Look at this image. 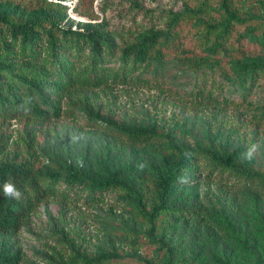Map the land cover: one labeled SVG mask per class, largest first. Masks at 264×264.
<instances>
[{"label":"rangeland","instance_id":"rangeland-1","mask_svg":"<svg viewBox=\"0 0 264 264\" xmlns=\"http://www.w3.org/2000/svg\"><path fill=\"white\" fill-rule=\"evenodd\" d=\"M0 12L12 23L37 22L41 30L98 29L112 44L99 64L110 73L99 86L81 82L88 50L56 42L42 53L47 62L27 67L23 73L31 74L22 80L21 59L0 53L17 76L1 78L2 86H16L0 90L6 99L0 100V157L55 176L49 196L18 233L0 234V243L18 252L17 264H264L261 182L200 151L223 148L264 177V74L246 97L236 92L240 66L264 63V0H0ZM228 12L248 22L228 27ZM169 27V40L154 48L170 65L165 76L154 69L114 78L124 46ZM224 30L229 40H242L239 51L223 48L213 69L176 64L213 58ZM4 34L0 28L1 40ZM26 80L42 81L46 102L34 101L45 115L22 97ZM127 128L150 135L139 140ZM252 144L260 147L245 159ZM184 153L189 163L150 233L143 213L157 203V174L164 160ZM70 175L84 180L70 184ZM108 175L127 182L139 202L123 189L90 190ZM113 253L121 258L97 260Z\"/></svg>","mask_w":264,"mask_h":264},{"label":"trees","instance_id":"trees-1","mask_svg":"<svg viewBox=\"0 0 264 264\" xmlns=\"http://www.w3.org/2000/svg\"><path fill=\"white\" fill-rule=\"evenodd\" d=\"M228 27L231 24H244L248 22V19H240L234 13H227ZM5 28V39H0V53L2 55H15L21 59L20 72L18 73L19 80H22L23 76L31 74V70L27 73L25 70L27 67H31L32 64L47 62V59H43L42 53L47 52L52 48L56 42L67 43V47L73 51H85L88 50V54L84 55V58L90 57L89 65L87 69L83 71L82 84H88L93 86H99L105 76L110 73V69L100 66V62L103 60L102 55L106 51L110 50L111 38L109 35L100 32L98 29L93 28H77L71 29V27L64 28L58 25H50L47 29L41 30L37 22H24V23H12L7 17L0 12V28ZM229 31V30H228ZM228 31L224 30L216 35L215 40L218 41L216 47L213 49L212 57L210 60L204 59L195 60L192 58L179 59L177 65L190 70H200L203 67L213 69L216 64V59L220 55V51L223 48L233 50L236 46V51L240 50L238 45L242 40L233 39L229 40ZM215 32V31H211ZM170 27L159 34H154L149 38H144L140 42H136L131 45H126L121 50L122 65L116 68L114 72V78L120 79H132L134 76L138 77L139 74L146 70L151 72L154 69H162L160 72L162 76L166 75V72L170 71V65L162 58V54L159 49H154L162 40H169ZM54 50L51 49V51ZM216 52L217 55H216ZM3 61L0 60V90L9 91L10 88H14L16 85L2 86V76L12 77L8 68L3 65ZM26 66V67H25ZM264 74V63H250L242 64L240 66V77L236 81V92L241 97H246L250 93V89L255 87L259 77ZM17 77V76H16ZM28 90L27 93H21L30 104L36 99L38 102H46V98L43 94L42 81H27ZM4 88V89H3ZM0 100L5 101L3 96L0 95ZM32 110L40 114L45 115L37 107L36 102L32 103ZM126 131L130 136L139 138L142 140L150 135L148 130L139 128H127ZM141 138V139H140ZM200 151L208 154L216 163L221 166L230 169L232 172L242 174L247 180L255 182H261L264 189V177L252 173L247 167H243L240 163L235 162L234 158L223 149L215 150L212 148L200 147ZM190 160V154L184 153L180 159L174 161L164 160L162 169L157 174V182L159 186V192L157 195V203L150 209L148 213H143V217L149 224V232L154 230V222L157 216L166 211L167 202L173 190V187L179 183L182 178L181 171L186 168ZM55 176L53 174L43 175L40 172L32 170L23 161H16L14 158L0 157V234L15 235L21 228L22 222L29 216V214L40 204L41 201L46 199L51 190L52 184H54ZM83 178L78 175H70L67 182L72 184L77 181L83 182ZM11 181L16 188L21 191L22 196L20 199H13L6 197L3 194L2 188L5 182ZM85 183V182H84ZM90 190L96 191L98 194L105 192L108 189H123L135 195V200L139 202L137 193L134 192L131 186L124 181H119L113 175H108L105 179L96 181L89 184ZM118 254L100 255L97 260L106 259H120ZM19 259L18 252L12 251L7 242L2 241L0 243V264H17ZM86 263L91 261L85 260ZM172 264V262L170 263Z\"/></svg>","mask_w":264,"mask_h":264},{"label":"clouds","instance_id":"clouds-1","mask_svg":"<svg viewBox=\"0 0 264 264\" xmlns=\"http://www.w3.org/2000/svg\"><path fill=\"white\" fill-rule=\"evenodd\" d=\"M259 147L260 146L258 144H252L244 153L245 159H251L253 153H255ZM2 191L6 197H10L13 199H20L22 196L21 191H19L11 181L5 182L3 184Z\"/></svg>","mask_w":264,"mask_h":264}]
</instances>
